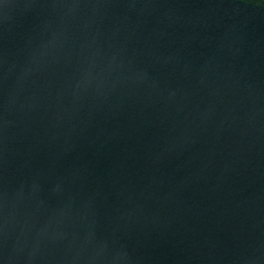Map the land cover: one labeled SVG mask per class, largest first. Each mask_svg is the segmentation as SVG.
<instances>
[{
	"label": "water",
	"instance_id": "1",
	"mask_svg": "<svg viewBox=\"0 0 264 264\" xmlns=\"http://www.w3.org/2000/svg\"><path fill=\"white\" fill-rule=\"evenodd\" d=\"M0 264H264V0H0Z\"/></svg>",
	"mask_w": 264,
	"mask_h": 264
}]
</instances>
